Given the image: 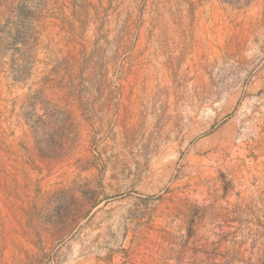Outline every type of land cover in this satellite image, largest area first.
<instances>
[{"label": "rangeland", "instance_id": "1", "mask_svg": "<svg viewBox=\"0 0 264 264\" xmlns=\"http://www.w3.org/2000/svg\"><path fill=\"white\" fill-rule=\"evenodd\" d=\"M38 30L24 81L0 62V264H264V0H48Z\"/></svg>", "mask_w": 264, "mask_h": 264}, {"label": "trees", "instance_id": "2", "mask_svg": "<svg viewBox=\"0 0 264 264\" xmlns=\"http://www.w3.org/2000/svg\"><path fill=\"white\" fill-rule=\"evenodd\" d=\"M47 4L48 0H0V62L5 65L3 60L9 58L16 82L24 81L33 67L40 42L38 23ZM71 86L76 88L73 82ZM28 122L35 136H39L36 124L30 118Z\"/></svg>", "mask_w": 264, "mask_h": 264}]
</instances>
